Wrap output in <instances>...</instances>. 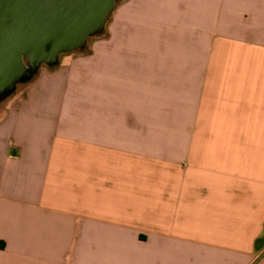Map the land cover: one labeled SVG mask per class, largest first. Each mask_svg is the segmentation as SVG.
<instances>
[{
    "label": "crops",
    "instance_id": "obj_1",
    "mask_svg": "<svg viewBox=\"0 0 264 264\" xmlns=\"http://www.w3.org/2000/svg\"><path fill=\"white\" fill-rule=\"evenodd\" d=\"M110 17L5 105L0 264H264V0Z\"/></svg>",
    "mask_w": 264,
    "mask_h": 264
},
{
    "label": "water",
    "instance_id": "obj_2",
    "mask_svg": "<svg viewBox=\"0 0 264 264\" xmlns=\"http://www.w3.org/2000/svg\"><path fill=\"white\" fill-rule=\"evenodd\" d=\"M119 0H0V83L20 81L24 58L39 66L85 46Z\"/></svg>",
    "mask_w": 264,
    "mask_h": 264
},
{
    "label": "rangeland",
    "instance_id": "obj_3",
    "mask_svg": "<svg viewBox=\"0 0 264 264\" xmlns=\"http://www.w3.org/2000/svg\"><path fill=\"white\" fill-rule=\"evenodd\" d=\"M123 0H119L117 5L120 4ZM116 5V6H117ZM111 18V17H110ZM109 18V20H110ZM103 36V30L99 31L97 34L90 36L85 44L84 47L79 48L73 52H63L60 53L56 62L51 63V64H40L39 66H37L36 70L34 72H32L30 75L23 77L21 81H18L15 86L13 87V89L11 90H7L4 92V94L2 95V97H0V118L3 116L4 111H5V105L8 101L13 100L17 95L23 93V91L26 89V87L28 86V84L30 82H32L36 76L39 75L40 72H43L46 69H52L55 68L61 61V59H64L68 56H70L73 53H83V52H88L90 46L92 45V43L101 38Z\"/></svg>",
    "mask_w": 264,
    "mask_h": 264
},
{
    "label": "flooded vegetation",
    "instance_id": "obj_4",
    "mask_svg": "<svg viewBox=\"0 0 264 264\" xmlns=\"http://www.w3.org/2000/svg\"><path fill=\"white\" fill-rule=\"evenodd\" d=\"M24 62H25L26 67H25L24 71L22 72V77H20V79H19L20 81L22 80L23 77L30 75L37 68V65L31 63L26 58H24ZM43 64H48V63H43ZM5 91H6L5 85L0 83V97H2V95L4 94Z\"/></svg>",
    "mask_w": 264,
    "mask_h": 264
}]
</instances>
